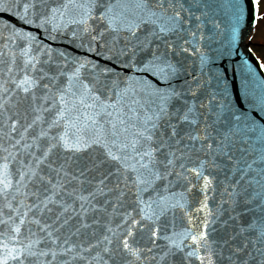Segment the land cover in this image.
I'll return each mask as SVG.
<instances>
[{
    "label": "snow or ice",
    "instance_id": "obj_1",
    "mask_svg": "<svg viewBox=\"0 0 264 264\" xmlns=\"http://www.w3.org/2000/svg\"><path fill=\"white\" fill-rule=\"evenodd\" d=\"M261 7L0 0V264H264Z\"/></svg>",
    "mask_w": 264,
    "mask_h": 264
},
{
    "label": "water",
    "instance_id": "obj_2",
    "mask_svg": "<svg viewBox=\"0 0 264 264\" xmlns=\"http://www.w3.org/2000/svg\"><path fill=\"white\" fill-rule=\"evenodd\" d=\"M220 3H224L225 0H219ZM218 19L220 23V31L218 32V42L223 43L230 38V18L229 13L226 9H222L218 14ZM253 24L251 22V16L242 20L240 25L237 27V35L235 40V59L229 62L228 64V77L230 81V87L233 90L234 94H239L241 92V81L244 79L246 67L243 62V55L245 52L249 53V62L253 65L256 63V57L246 47L245 39L249 36L252 30ZM250 87L259 88V85L253 82Z\"/></svg>",
    "mask_w": 264,
    "mask_h": 264
},
{
    "label": "rangeland",
    "instance_id": "obj_3",
    "mask_svg": "<svg viewBox=\"0 0 264 264\" xmlns=\"http://www.w3.org/2000/svg\"><path fill=\"white\" fill-rule=\"evenodd\" d=\"M261 11L264 12V0H262ZM255 26L252 35L247 40V44L252 46L257 57L264 61V17H261Z\"/></svg>",
    "mask_w": 264,
    "mask_h": 264
}]
</instances>
